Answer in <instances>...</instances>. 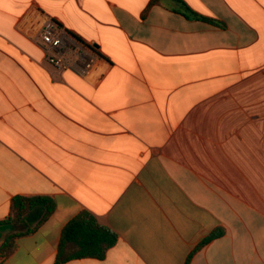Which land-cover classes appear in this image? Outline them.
<instances>
[{"label":"crops","instance_id":"0c3cea01","mask_svg":"<svg viewBox=\"0 0 264 264\" xmlns=\"http://www.w3.org/2000/svg\"><path fill=\"white\" fill-rule=\"evenodd\" d=\"M182 1L214 23L176 0H0V223L18 196L56 203L0 264H54L83 212L118 241L63 264H186L217 229L190 264H264V0ZM40 13L100 55L86 76L23 32Z\"/></svg>","mask_w":264,"mask_h":264},{"label":"trees","instance_id":"16d2710c","mask_svg":"<svg viewBox=\"0 0 264 264\" xmlns=\"http://www.w3.org/2000/svg\"><path fill=\"white\" fill-rule=\"evenodd\" d=\"M158 0H154L156 2ZM180 9L176 11L186 17L198 20L214 21L198 15L182 0H176ZM56 203L48 197H16L13 199L10 216L0 226H9L11 233L0 248L5 257L16 249L15 240L33 233L54 213ZM224 234L222 229L215 230L206 237L190 254L186 264H190L193 256L211 241ZM118 235L109 227L100 224L90 212H83L71 220L63 229L59 252L54 264H63L74 259L104 260L108 251L116 245ZM73 246V251L66 253V246Z\"/></svg>","mask_w":264,"mask_h":264},{"label":"built area","instance_id":"2783aa9c","mask_svg":"<svg viewBox=\"0 0 264 264\" xmlns=\"http://www.w3.org/2000/svg\"><path fill=\"white\" fill-rule=\"evenodd\" d=\"M23 32L44 46L50 53V63L61 70L72 68L86 76L100 57L91 44H85L70 35L44 13L31 20Z\"/></svg>","mask_w":264,"mask_h":264},{"label":"water","instance_id":"95a60500","mask_svg":"<svg viewBox=\"0 0 264 264\" xmlns=\"http://www.w3.org/2000/svg\"><path fill=\"white\" fill-rule=\"evenodd\" d=\"M5 227H6V226H5ZM7 227L10 228L9 226H7ZM10 231H11V229H10ZM5 235H6V233L0 231V243H1V241L5 238Z\"/></svg>","mask_w":264,"mask_h":264}]
</instances>
